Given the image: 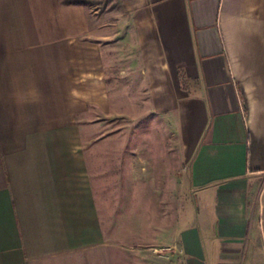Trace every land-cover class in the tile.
I'll list each match as a JSON object with an SVG mask.
<instances>
[{"label":"crops","instance_id":"crops-1","mask_svg":"<svg viewBox=\"0 0 264 264\" xmlns=\"http://www.w3.org/2000/svg\"><path fill=\"white\" fill-rule=\"evenodd\" d=\"M125 6L150 110L175 127L166 154L186 173L170 264H264V0ZM111 108L82 3L0 0V264L121 262L81 146Z\"/></svg>","mask_w":264,"mask_h":264},{"label":"rangeland","instance_id":"rangeland-1","mask_svg":"<svg viewBox=\"0 0 264 264\" xmlns=\"http://www.w3.org/2000/svg\"><path fill=\"white\" fill-rule=\"evenodd\" d=\"M63 1L86 7L103 51L111 113L84 129L93 138L81 146L98 180L100 216L121 261L115 264H170L189 191L180 157L166 154L175 149L173 121L149 107L127 32L128 0Z\"/></svg>","mask_w":264,"mask_h":264}]
</instances>
